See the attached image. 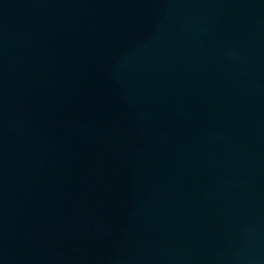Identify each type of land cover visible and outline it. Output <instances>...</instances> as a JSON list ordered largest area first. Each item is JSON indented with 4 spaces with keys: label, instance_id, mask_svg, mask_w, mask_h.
Segmentation results:
<instances>
[{
    "label": "water",
    "instance_id": "water-1",
    "mask_svg": "<svg viewBox=\"0 0 264 264\" xmlns=\"http://www.w3.org/2000/svg\"><path fill=\"white\" fill-rule=\"evenodd\" d=\"M0 264H264V0H0Z\"/></svg>",
    "mask_w": 264,
    "mask_h": 264
}]
</instances>
